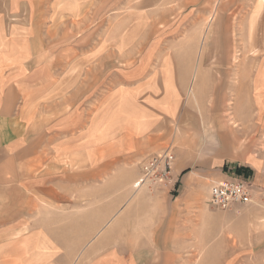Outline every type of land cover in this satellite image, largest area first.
<instances>
[{"label": "rangeland", "instance_id": "obj_1", "mask_svg": "<svg viewBox=\"0 0 264 264\" xmlns=\"http://www.w3.org/2000/svg\"><path fill=\"white\" fill-rule=\"evenodd\" d=\"M28 1L22 12L27 27L21 32L31 48L30 63L48 69L52 75L45 79L56 85L44 92L41 105L30 108L29 141H36L37 154L29 175L37 180L25 193L36 201L19 203L16 207H28L13 212L12 222H23L21 231L48 232L44 237L58 244L60 264H264V237L252 236L245 245L242 230L227 235L231 214L237 222L244 212L235 205L214 208L207 197L185 210L171 192L164 200L171 235L134 233L139 212L152 208L133 204L129 179L130 171L137 175L143 151L160 152L182 142L178 134L185 110L196 117L193 92L184 90L194 76L186 74L189 60L183 52L201 28L196 50L209 56L200 67L212 73L202 75L201 82L220 85L217 92L201 91V103L218 108L213 115L234 130L259 123L246 120L264 114V91L255 90L249 100L244 91L231 95L230 88L264 84V75L254 74L264 68V0H92V10L77 12L75 20L68 10L60 11L59 25L49 24L57 12L48 19L46 12L32 9L35 0ZM52 1L57 0L37 3ZM18 19L13 13L9 20ZM145 65L150 74H143ZM176 103L177 114L171 116ZM255 128L244 133L246 142L259 137ZM86 171L92 179H85Z\"/></svg>", "mask_w": 264, "mask_h": 264}, {"label": "crops", "instance_id": "obj_2", "mask_svg": "<svg viewBox=\"0 0 264 264\" xmlns=\"http://www.w3.org/2000/svg\"><path fill=\"white\" fill-rule=\"evenodd\" d=\"M29 4L28 0H0V264H60L56 253L59 248L58 244L44 237L48 232L45 233L39 227L35 229L31 227L28 232L21 231L25 228L22 225L23 222L16 224L12 222L13 212L19 213L28 207L24 205L16 207L19 203L27 204L28 200L32 203L36 201L35 197L25 193L35 186L37 180L29 175V167L35 165V163H31L35 161L32 156L37 154L36 141L34 142V139L29 141L31 129L28 128V124L34 113L30 108L41 105L45 98L44 92L49 90L50 85L54 87L56 85V81L51 82V80L45 79V75L51 74L47 72L48 69H45L42 64L31 65L30 63L33 59L31 48L28 46L26 35L21 32V28L27 27L25 21L22 20V12L28 10ZM32 6L35 12H46L47 15L44 16H48V19L49 16H53L57 12L49 24L59 25L60 11L68 10V16L74 19L79 11L92 10V0H57L54 3L52 1L51 4H43L42 7L35 0ZM13 13L19 16V19L10 22L9 19ZM55 20L57 21L55 22ZM11 26L12 29L19 28V31L14 34ZM201 32L202 28L197 30L196 40L192 41L191 49L183 52V57L187 58L190 63L187 64L186 74L194 76L191 78L192 84L189 87H186V84L184 90L193 92V95L191 93L189 95H191V103L194 104L196 117L191 114L192 110L184 111L183 119L179 125L180 133L178 134L183 137V140L177 147L170 146L176 154L173 175L177 184L172 192H175L174 196L183 203L185 210L199 206L206 197L208 204H210V187L214 181L236 175L237 166L250 167L254 171V174L248 177L253 186V200L249 204H236L234 206V209H241L244 215L238 218L236 222V216H233L232 213L233 226L227 232V235H236L241 234L242 230L245 245H248L252 243V236L257 238L259 235L261 239L264 237V114L249 116V119L246 120L250 123L251 118H254L256 123L259 122L257 127L246 126L237 131L226 126L225 122L216 116L218 108L201 103L200 99L203 96L201 91L217 92L219 90L217 87L220 86L216 83L201 82V79L203 80L202 75H212L209 71H204V67H200L201 59L209 56V52L205 56L204 50L202 52L196 50ZM133 37H137V35L131 34V39ZM132 41H136L135 38ZM193 60L196 61L197 65L191 62ZM244 71L252 75L249 68ZM258 73L264 75V68H260L257 73H254L255 76ZM143 74H150V68L146 65L143 68ZM231 85V95L238 97L239 92L244 91L243 96L249 100L253 97L255 90L264 91V84H261L259 88L252 83L240 85V87L237 83ZM209 96L210 99L213 97V95L206 94V99ZM219 96H223V94ZM179 98L181 99V97ZM235 101L237 102V100ZM177 106H179L178 103L175 105L174 113H170L171 116L177 114ZM255 106H258L257 102ZM238 108L239 106L237 107L236 104V111ZM256 111L261 112V109L256 107ZM214 113L216 115H213ZM211 119L214 120V124L207 125ZM235 120L243 121L239 117H235ZM56 121V118L52 120L53 123ZM253 128L259 130L260 135L259 137H251L246 142L243 137L244 133L251 134ZM191 135H195V141L185 144ZM158 150L143 151V153L147 151V154L142 156L138 162L137 175L133 171L129 172L131 174L130 182L133 181V196L131 197H136L133 204L148 203L152 208L148 213L140 211L137 215L135 225L139 229L134 231L137 234L171 235V216L166 214L167 211L164 207L166 197L173 196L171 189L151 192L147 188L137 190L135 186L140 177L141 161L151 154L158 153ZM150 151L154 153H149ZM85 176V179L87 177L92 179V172L86 171ZM13 191L16 193L13 194ZM178 191L179 193H177ZM45 196L58 201L57 196ZM168 221L169 225H166ZM241 224L243 225L242 228L238 226ZM161 241L164 245L167 243L165 238ZM153 243L157 244L158 241L155 239ZM152 249L170 250L171 247L155 246ZM244 250H247V247Z\"/></svg>", "mask_w": 264, "mask_h": 264}, {"label": "built area", "instance_id": "obj_3", "mask_svg": "<svg viewBox=\"0 0 264 264\" xmlns=\"http://www.w3.org/2000/svg\"><path fill=\"white\" fill-rule=\"evenodd\" d=\"M176 154L173 148L166 147L158 153L151 154L140 163V177L135 186L147 188L151 192L171 189L177 184L173 168ZM253 200V186L244 175H232L229 178L214 181L210 187V204L214 208L229 209L236 204H249Z\"/></svg>", "mask_w": 264, "mask_h": 264}, {"label": "trees", "instance_id": "obj_4", "mask_svg": "<svg viewBox=\"0 0 264 264\" xmlns=\"http://www.w3.org/2000/svg\"><path fill=\"white\" fill-rule=\"evenodd\" d=\"M236 173L239 175H245L246 177H250L254 174V171L248 166H237Z\"/></svg>", "mask_w": 264, "mask_h": 264}, {"label": "bare ground", "instance_id": "obj_5", "mask_svg": "<svg viewBox=\"0 0 264 264\" xmlns=\"http://www.w3.org/2000/svg\"><path fill=\"white\" fill-rule=\"evenodd\" d=\"M246 83H247V81H246Z\"/></svg>", "mask_w": 264, "mask_h": 264}]
</instances>
